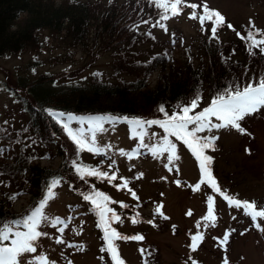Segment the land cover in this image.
Here are the masks:
<instances>
[{
	"label": "rangeland",
	"instance_id": "1",
	"mask_svg": "<svg viewBox=\"0 0 264 264\" xmlns=\"http://www.w3.org/2000/svg\"><path fill=\"white\" fill-rule=\"evenodd\" d=\"M115 1L118 6L125 4L124 0ZM106 2L93 1L100 8ZM160 2L169 3L170 0ZM129 3L127 7L133 8L132 2ZM145 3L157 6L155 11L150 5V9L145 7L141 16L158 15L160 21L157 24L163 27H146L143 24L145 19L142 18L140 23L135 19L133 24L137 29L154 35L151 36L152 41L150 37L140 46L133 47L138 50L135 52L140 60L148 59L156 51L171 56L165 70L168 64L185 58L187 53L195 58L190 59L192 64H197L198 54L203 52L202 41L207 39V33L213 27L210 20H205L203 24L200 22L199 17L205 15L206 8L209 12L218 11L225 18L215 25V36L218 37L217 44L221 43L226 50L230 46L228 41L233 40L238 32L253 33L249 27L264 31V0H181L177 12L167 11L166 20L162 19L165 10L159 8L156 2L145 0ZM191 4L197 7L193 9ZM193 12L196 19L191 18ZM64 41L61 37L50 39L0 57V82L6 81L14 86L17 74L31 69L35 73L52 72L58 79H66L69 75H89L92 71L112 77L109 50L100 52L98 58L90 63L89 54L82 48ZM182 64L179 60V67L175 65V68L181 71ZM157 76L158 72L154 71L148 77V88L156 84ZM200 97V109L207 107L210 97L205 92ZM24 118L14 95L0 87V141L4 139L2 133L16 128ZM157 118L164 119V116L158 115ZM240 123L244 132L222 128L201 134L218 137L215 149L208 150L206 154L213 157L210 167L224 195L241 201V204L253 203L257 206L255 210L264 211V108L249 114ZM71 126L78 127L75 123ZM143 131L145 145L155 146L162 139L163 130L159 126L145 125ZM170 139L177 147L171 164L167 161V153L153 156L149 147H141L139 138L133 135L126 121H106L103 130H98L96 135L97 146L104 149L103 153L79 152V163L117 176L115 181H109L107 177H86H92L95 187L108 194V207L120 216V220L112 221L109 227L114 228L121 237H129L114 241L122 264H264V217L253 221L244 214L242 207L229 206L220 193L211 191L210 186L201 185L198 190L195 189L201 180L199 162L186 145L175 137ZM60 160L59 157L43 158L37 163L58 169ZM7 162L8 156H0V170L6 168ZM11 183L0 172V199L9 201L7 209L3 207V210L18 217L30 215V210L39 206L36 194L33 191L17 194L8 189L12 187ZM80 186L78 180H61L51 188L53 195L44 201L42 210L49 220L42 221L38 228L47 235L35 242L36 253L24 254L19 258L20 264H27L39 256H44L45 264H114L110 253L102 251L106 248V241L99 218L92 211L90 202L83 200L85 193ZM208 196L212 197V221L205 220ZM122 204L129 207L123 208ZM25 217L21 216L19 221L12 224L13 231L26 230L21 223ZM55 219L61 223L50 222ZM229 231L225 243L223 237ZM197 234L201 240L196 241V248L192 249L191 237ZM133 236L142 239L133 240ZM4 245L10 246V242L5 241Z\"/></svg>",
	"mask_w": 264,
	"mask_h": 264
},
{
	"label": "trees",
	"instance_id": "2",
	"mask_svg": "<svg viewBox=\"0 0 264 264\" xmlns=\"http://www.w3.org/2000/svg\"><path fill=\"white\" fill-rule=\"evenodd\" d=\"M93 1L0 0V57L60 37L89 54L90 63L98 58L100 52L110 51L112 77L92 71L89 75H69L66 79H58L52 72L35 73L31 69L18 73L14 86L6 81L0 82V87L14 95L25 116L16 128L2 133L4 139L0 141V147L5 151L0 156H8V162L0 172L12 181V187L8 189L17 194L33 191L38 205L48 199L47 191L53 179L64 182L78 180L85 195L103 192L95 187L92 177L80 179L75 167L86 164L79 163L76 146L61 126L41 109L85 117L115 116L119 118L118 122L126 121L124 117L162 119L157 118L162 115L159 106H164L172 114L178 104L187 105L194 93L202 96L205 92L211 100L226 87L243 88L247 83L258 82L264 77V53L260 51L264 44H259L264 39L261 29L249 27L253 31L251 38L249 33L238 32L233 40L228 41V50L221 43L217 44V35L214 37L211 32L207 33L196 65L190 61L195 58L187 53L185 58L179 59L184 70L175 68V65L179 67V60L173 58L165 70L171 56L156 51L148 59L140 60L135 52L138 50L133 47L140 46L154 35L137 29L133 24L135 19L139 23L145 19L143 24L146 27L162 25L157 24L160 21L158 15L141 16L145 7L150 9V5L155 11L157 5L145 3V0H124L125 4L118 6L115 0H107L100 8ZM129 2L133 8L127 7ZM154 71L158 72L156 84L148 88V77ZM56 157L61 159L58 169L37 163L43 158ZM8 204L7 199H0V228L5 224L13 226L21 216L25 217V214L18 217L3 210Z\"/></svg>",
	"mask_w": 264,
	"mask_h": 264
},
{
	"label": "snow or ice",
	"instance_id": "3",
	"mask_svg": "<svg viewBox=\"0 0 264 264\" xmlns=\"http://www.w3.org/2000/svg\"><path fill=\"white\" fill-rule=\"evenodd\" d=\"M158 4V7L165 10V14L162 19H168L167 11L171 10L173 13L177 12V6L181 4V0H170L169 3H161L160 0H154ZM191 8L195 9L196 4H191ZM193 19H196V13H192ZM214 18V19H213ZM201 24L205 20H210L213 27L211 32L215 36L217 32L216 24L224 21V17L218 11L209 12L205 9V15L199 17ZM163 27V25H161ZM229 28L232 26L229 24ZM252 37V33H249V38ZM259 44H264V39L259 41ZM251 46V45H249ZM260 51L264 53V48ZM201 97L198 93H194L193 98L187 105L178 104L176 111L169 114L164 106H159L158 110L163 114L164 119H129L124 117V120L131 126V132L135 137H138L141 142V147H149V150L153 156L163 155L167 153V161L171 164L174 160V155L177 151L176 144L172 142L171 137H175L177 141L182 142L191 151V154L199 162V171L201 174L200 183L196 184L195 189H199L201 185L210 186L211 191L218 192L223 196V199L227 201L228 205H235L237 208H243L244 214L249 216L253 221L258 217H264V211H257L256 205L250 202H244L241 204L239 200H232L227 195H224L221 189L217 186V181L214 178V174L210 165L213 163V157L207 155L208 150H214L216 147L215 141L218 139L215 135H201L204 133H212L214 130L222 128H232L240 132L245 130L241 127L240 121H242L249 114L256 113L259 109L264 108V77L259 78L258 82L252 81L247 83L243 88L239 86L226 87L223 91H218L211 99L210 104L207 107L200 109ZM197 109H200L197 111ZM46 111L47 115L59 126H61L64 133L72 140L76 146L77 152L87 150L96 154L103 153L104 149L97 146L96 135L97 131L103 130V125L106 121L115 122L117 117L105 116V115H92V116H78L74 114H66L63 111H56L51 109H41ZM75 123L78 127L73 128L71 125ZM87 124V128H85ZM145 125L159 126L162 129V139L155 146H148L143 144L145 133L143 131ZM5 151L0 147V154ZM136 155V153H133ZM111 167V165L109 166ZM75 172L79 174L81 180H84L85 176H96L97 179L107 177L109 181L117 180L116 175H109V173L100 171L96 168H87L86 166L75 167ZM59 183L58 180L53 179L49 190L47 191V197H51L53 192L52 187H55ZM179 183V181H177ZM133 195H135L133 193ZM44 197H42V200ZM84 201L90 202L92 211L99 218V226L103 230V239L106 241V248L103 250L110 253L111 260L114 264H122V261L117 255V250L114 241L120 238L125 240L129 237H121L114 228H110L109 225L112 221H119L120 216L117 215L112 208L108 207L109 197L103 192L96 191L83 196ZM208 207L206 221L213 220V205L212 197L208 196ZM123 208H128L127 204L121 205ZM45 204L39 203L38 207H34V210H30V215L21 221L25 231H13L12 227L5 224L3 228H0V264H20V257L24 254L36 253L35 242L37 239L47 233L38 231L41 227L42 221H48L49 218L43 213ZM252 209V211H248ZM166 218V217H165ZM52 224H60L59 219L51 220ZM151 223V221H150ZM19 227V225H17ZM228 234L224 235L223 242H227ZM243 234V233H241ZM14 237V238H13ZM133 240H140L142 237L133 236ZM201 240L200 235H194L191 237V247L196 248V241ZM9 241L10 246H5L4 242ZM70 247L72 245H69ZM27 264H45L44 256H39L34 260H29Z\"/></svg>",
	"mask_w": 264,
	"mask_h": 264
}]
</instances>
